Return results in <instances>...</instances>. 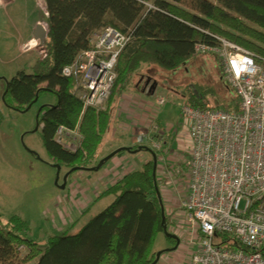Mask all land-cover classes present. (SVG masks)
Segmentation results:
<instances>
[{
  "label": "trees",
  "instance_id": "16d2710c",
  "mask_svg": "<svg viewBox=\"0 0 264 264\" xmlns=\"http://www.w3.org/2000/svg\"><path fill=\"white\" fill-rule=\"evenodd\" d=\"M145 2L156 8H147ZM44 3L47 56L7 80L3 99L8 107L25 110L37 96L40 98L44 93L57 96V102L42 106L38 122L49 154L70 168L92 170L99 163L115 103L130 87L141 88L139 80L132 84V78L143 75L144 68L176 73L209 53L198 52L197 44L218 46V37L264 55V0H44ZM107 26L131 33L133 40L119 58L118 78L105 109L85 108L73 92L75 80L64 76L62 71L81 52L90 49L93 35ZM209 54L219 61L224 77L218 55ZM198 86L203 87L202 92L197 89L185 94L190 105L239 110L240 99L229 82L227 88L233 94L229 99H223L215 86ZM60 126L79 127L84 136L83 149L72 152L60 144L56 140ZM159 128L163 132L159 136L166 142L170 133L160 123ZM139 147L150 158L140 169L127 173L107 188L103 194L113 195L114 200L74 234L51 235L47 243L41 244L28 236L31 227L26 219L15 214L4 220L0 212V264H151L157 254L155 235L164 233V224L169 229L171 223L166 214L163 224L158 164L154 177L153 156L146 145L132 149ZM153 151L158 160V151ZM167 238L173 246L176 244V240ZM232 245L239 243L231 241L228 246Z\"/></svg>",
  "mask_w": 264,
  "mask_h": 264
},
{
  "label": "rangeland",
  "instance_id": "374dc122",
  "mask_svg": "<svg viewBox=\"0 0 264 264\" xmlns=\"http://www.w3.org/2000/svg\"><path fill=\"white\" fill-rule=\"evenodd\" d=\"M45 16L44 0H0V212L4 220L15 214L26 219L31 227L28 236L41 244L47 243L51 235L78 232L89 219L114 200L111 194L101 195L87 211H77L71 205V197H74L77 187L85 182L92 184L99 177L98 170H75L68 176L67 187H60L71 168L53 159L46 149L41 127L36 129L40 108L57 102L56 95L42 94L27 111L10 108L4 102L6 79L10 80L19 70L28 69V66L40 60L38 40H32V36L38 22L45 24ZM218 66L219 61L207 53L176 73L160 74V70L155 68H144L143 75L136 74L132 78L133 85L138 80L144 82L148 76L152 77V81L156 79L155 94L143 97L146 101L147 95L153 97L156 115L170 133L166 142L161 140L163 148L158 151V175L162 178L165 212L171 223L169 231L179 235L181 243L176 250L163 252L157 264H192L195 246L188 240L189 223L182 208L188 179L186 160L192 145L188 134L189 121L182 108L190 104L186 96L189 92L195 93L197 89L202 92L203 87H199V84L215 86L223 99L233 97L227 88L228 81ZM132 89L133 86L129 90ZM160 97L165 98L164 105L157 104ZM139 100L141 98L130 97L127 102L128 114L120 118L129 130L133 128L140 132L138 136L129 130L123 133L134 142H139L146 130L153 131L154 126L159 125L152 118L148 119V125H140L136 116L141 110ZM117 141L110 136L106 138L100 155L107 156L113 152L111 149L117 145ZM144 143L152 148L150 142ZM140 152L134 159L141 167L150 154L146 150ZM72 184L76 189L70 191ZM71 222L74 225L69 229ZM170 247H173V243L164 233L155 235L154 250L158 252Z\"/></svg>",
  "mask_w": 264,
  "mask_h": 264
},
{
  "label": "built area",
  "instance_id": "2783aa9c",
  "mask_svg": "<svg viewBox=\"0 0 264 264\" xmlns=\"http://www.w3.org/2000/svg\"><path fill=\"white\" fill-rule=\"evenodd\" d=\"M132 40L131 33L104 27L93 35L92 47L63 68V75L75 80L73 92L85 108L105 109L119 58ZM218 40V46L197 44L196 50L218 55L240 105L237 111L212 105L182 108L192 145L182 201L188 240L195 246L192 264H264V55L224 37ZM165 101L160 97L157 104ZM159 135L158 126L144 135L155 151L163 148ZM56 140L72 152L83 149L79 127L60 126ZM231 241L239 246H228Z\"/></svg>",
  "mask_w": 264,
  "mask_h": 264
},
{
  "label": "crops",
  "instance_id": "0c3cea01",
  "mask_svg": "<svg viewBox=\"0 0 264 264\" xmlns=\"http://www.w3.org/2000/svg\"><path fill=\"white\" fill-rule=\"evenodd\" d=\"M161 73L163 74L164 72L160 71V74ZM155 81H156V79H155ZM140 83H141L140 89L138 86L133 87L132 90H129L130 89L129 88L123 94H121V96L118 98V100L115 103V106L113 109V117H112V121H111V126H110V128H109V130L105 136V139L110 136V137L118 140L117 145L114 146L111 149V151H114V150H116L120 147H124V146L134 147L136 145H146L144 143L145 142L144 135L142 136V138L144 139L143 141H142V138L140 137L139 142H134L131 138H128L126 135L123 134V133H125L126 130H129V129L127 128V124L120 121V118L125 116L126 114H128L127 113V111H128L127 102L130 99V97L141 98V101L139 100V102L141 103V110L139 111L140 114L138 113V114H136V116H137L138 120L140 121V123H141L140 125L142 127L145 126L149 122L148 119H150V118H152L151 120H155V122L162 124V122L159 121V118L156 115L155 108H154V102L152 99L153 97L149 98L150 96H148V95L152 96L153 94H150L147 90L143 91L142 86L144 85V82L140 81ZM156 89H157V87H156ZM155 92H156V90H155ZM146 94H148L147 95V97H148L147 101L143 97ZM150 99H151V101H150ZM155 126H158V128H159L158 124ZM162 126H164V125L162 124ZM129 131H131L133 134H137V136L139 135L138 133H140L139 131L137 132V130L134 131L133 128ZM147 131L148 130H146L145 132H147ZM159 131H160V134H163V132L161 131L160 128H159ZM105 139H104V142H105ZM166 139H167V137H166ZM161 140L165 141L164 138H162V137H161ZM104 142H103L102 146L104 145ZM102 146H101V149H102ZM111 151H109V152H111ZM140 151L130 152L127 150H122L121 152L116 154L114 157H112L103 166V168L98 169L97 172L99 173V177L95 178V180L92 182V184L85 182L84 184H81L80 187H77L78 190L74 191V197H71V201H70L71 205H73L74 209L77 211L89 210L95 204V200L97 198H100L101 195H105L103 193L107 188H109L113 184H115L117 181H119L121 178H123L127 173H130L134 170L140 169L139 163L137 164L136 160L134 159L135 155L141 154ZM100 152H101V150H100ZM104 157L105 156L100 155L99 160L104 158ZM149 158L145 159V161H147ZM159 165L160 164H159V159H158V166ZM84 170H89V169H84ZM68 181H69V177H68L66 185L69 184ZM87 185H90L92 188L88 187ZM69 189H70V191L74 190V189H76V186L72 184ZM69 196H70V194L68 195V197ZM75 215H76V213L73 215V221L72 222H74ZM72 222L68 227L69 229H71L74 225V223H72Z\"/></svg>",
  "mask_w": 264,
  "mask_h": 264
},
{
  "label": "water",
  "instance_id": "95a60500",
  "mask_svg": "<svg viewBox=\"0 0 264 264\" xmlns=\"http://www.w3.org/2000/svg\"><path fill=\"white\" fill-rule=\"evenodd\" d=\"M46 38H47V28H46L45 24H43L41 22H38L36 24V28H35V31H34L33 39L39 41L40 52H39L38 56H39L40 60H43L47 56ZM6 82H7V79H6ZM156 87H157V81H155V80L152 81V78L148 77V78H146L142 89H143V91L147 90L150 94H154L155 90H156ZM38 99H39V97L37 96L34 99V101L25 109V111L29 110L33 106V104L38 101ZM41 108H40V110H41ZM38 118H39V113L37 115V128L36 129H38L39 126H40V124L38 122ZM140 149H141V147L137 148V150H140ZM122 150H127V151H130V152H136L137 151L135 149H132V147H127V146L120 147V148L114 150L113 152H111L110 154H108L107 156H105L104 158H102L99 161V163L96 165V167H93L91 169L92 170L100 169L106 161L110 160L112 157H114L116 154H118ZM148 151L152 154L153 159H154V173H153V175L155 177L156 176L157 164H158L157 155L150 147H148ZM60 167L61 166L58 165L59 169H60ZM78 168H86V167H73V168H71V170L65 176V179H64L65 182L62 185H60L61 188H65L66 187L68 176L71 174V172L75 171ZM86 169H90V168H86ZM58 179H59V172H58V177H57V180H56V184L58 183ZM157 190L159 191L158 188H157ZM160 197H161V194H160ZM160 199H161V203H162V217H163V224H164L166 222V212H165V206L163 204V200H162V198H160ZM164 233H165V235L167 237H170V238L176 240V244L173 247L167 248L165 250L158 251L157 254H156L155 260L151 264H157L158 261L160 260V257H161L163 252L176 250L179 247L180 243H181V238L177 234L170 232L169 229H168V226L166 224H164Z\"/></svg>",
  "mask_w": 264,
  "mask_h": 264
},
{
  "label": "flooded vegetation",
  "instance_id": "af4514ba",
  "mask_svg": "<svg viewBox=\"0 0 264 264\" xmlns=\"http://www.w3.org/2000/svg\"><path fill=\"white\" fill-rule=\"evenodd\" d=\"M144 83H145V80H144Z\"/></svg>",
  "mask_w": 264,
  "mask_h": 264
}]
</instances>
